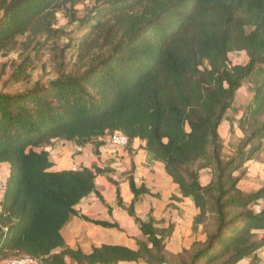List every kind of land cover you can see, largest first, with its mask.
Segmentation results:
<instances>
[{
    "label": "trees",
    "instance_id": "trees-1",
    "mask_svg": "<svg viewBox=\"0 0 264 264\" xmlns=\"http://www.w3.org/2000/svg\"><path fill=\"white\" fill-rule=\"evenodd\" d=\"M86 2L79 16L76 6ZM44 50L53 64L44 82L0 89V164L9 170L0 262L239 264L264 247V206L257 208L264 185L250 193L238 188L264 144V0H0V57L20 52L7 82L25 81ZM234 52L245 54L244 65L230 66ZM243 85L251 99L236 122L241 139L224 155L219 129L227 121L229 140L234 123L226 116ZM115 132L128 139L126 148L142 143L192 201V232L200 227L203 241L175 255L166 250L172 228L136 217L134 204L149 192L137 187L131 167L132 202L122 201L115 184L113 206L102 203L133 218L145 240L135 250L104 245L89 254L66 246L62 229L83 200L100 198L95 180L108 169L51 172L50 152L69 144L74 154L87 147L99 154Z\"/></svg>",
    "mask_w": 264,
    "mask_h": 264
},
{
    "label": "crops",
    "instance_id": "crops-1",
    "mask_svg": "<svg viewBox=\"0 0 264 264\" xmlns=\"http://www.w3.org/2000/svg\"><path fill=\"white\" fill-rule=\"evenodd\" d=\"M142 147L143 144L139 141H134L127 148L115 147L106 139L99 154L89 147L79 154H74L69 144H60L50 152L53 163L51 172L76 170L79 167L91 168L92 165L99 169H108V172L98 175L95 180L100 198L94 195L83 200L74 208L77 215L70 218L61 231L69 249L80 250L84 254H89L92 249L104 245L122 246L135 250L136 242L145 240L139 225L126 212L116 208L109 212L105 206H113L116 200L115 184L122 201L126 204L132 202L133 194L129 189L126 176L131 167L134 169L132 178L137 187L143 185L149 192L148 195L139 197L134 204L136 217L141 221L151 217L158 229L172 228L171 235L165 240L166 250L174 255L179 254L189 249L193 242L204 240L200 227L195 234L192 232L193 219L197 214L194 204L190 199L181 196L179 187L166 175L162 164L147 157ZM8 174V167L0 164V202ZM96 221L116 224L118 228H104L94 224ZM54 253H60V249L54 250ZM6 262H0V264H6ZM65 262L74 264L68 259H65ZM119 264L145 263L138 261ZM239 264H264V247L254 256L240 261Z\"/></svg>",
    "mask_w": 264,
    "mask_h": 264
},
{
    "label": "rangeland",
    "instance_id": "rangeland-1",
    "mask_svg": "<svg viewBox=\"0 0 264 264\" xmlns=\"http://www.w3.org/2000/svg\"><path fill=\"white\" fill-rule=\"evenodd\" d=\"M87 2L84 4H79L76 6L78 15H82L83 7L86 6ZM58 27H63L66 25L67 21L62 14L57 16ZM80 36V34L78 35ZM20 52L12 53L8 55H3L0 57V89L6 90L8 93H15L18 90L24 88L25 86H33L37 81L44 82L46 77L52 74L53 64L51 55L47 50L39 53L37 57H33V61L27 70V78L23 82L18 84H10L7 79L11 75L12 63H18L20 61ZM24 57V56H22ZM247 58L243 52H234L229 55L230 66L244 65ZM6 65L5 71L2 72V68ZM251 94L248 91L247 85H243L242 88L237 92L232 108L227 113V119L233 121V133L230 135L229 140H225L228 133V124L225 121L219 129L220 136L223 142V153L228 155L233 153L241 139V134L236 128V122L241 117L245 107L250 102ZM210 179V174L208 172H203L201 174V183L206 184ZM264 185V144L262 151L255 156L253 160L248 162L244 168V176L238 188L245 193L254 192L260 189ZM264 203L257 206V208H262Z\"/></svg>",
    "mask_w": 264,
    "mask_h": 264
},
{
    "label": "built area",
    "instance_id": "built-area-1",
    "mask_svg": "<svg viewBox=\"0 0 264 264\" xmlns=\"http://www.w3.org/2000/svg\"><path fill=\"white\" fill-rule=\"evenodd\" d=\"M107 142L115 147L125 148L128 145V139L120 132H115L107 137ZM6 264H36L30 258L20 257L7 261Z\"/></svg>",
    "mask_w": 264,
    "mask_h": 264
}]
</instances>
